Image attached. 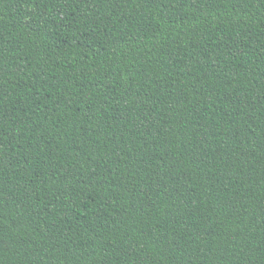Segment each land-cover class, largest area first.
<instances>
[{
  "label": "trees",
  "instance_id": "16d2710c",
  "mask_svg": "<svg viewBox=\"0 0 264 264\" xmlns=\"http://www.w3.org/2000/svg\"><path fill=\"white\" fill-rule=\"evenodd\" d=\"M0 264H264V0H0Z\"/></svg>",
  "mask_w": 264,
  "mask_h": 264
}]
</instances>
